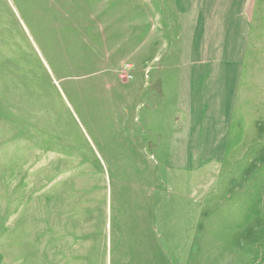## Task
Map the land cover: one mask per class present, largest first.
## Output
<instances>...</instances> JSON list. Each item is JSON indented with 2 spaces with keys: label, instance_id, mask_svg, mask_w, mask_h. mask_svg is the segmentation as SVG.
I'll list each match as a JSON object with an SVG mask.
<instances>
[{
  "label": "rangeland",
  "instance_id": "obj_1",
  "mask_svg": "<svg viewBox=\"0 0 264 264\" xmlns=\"http://www.w3.org/2000/svg\"><path fill=\"white\" fill-rule=\"evenodd\" d=\"M157 3L0 0V264H264V121L187 165Z\"/></svg>",
  "mask_w": 264,
  "mask_h": 264
},
{
  "label": "crops",
  "instance_id": "obj_2",
  "mask_svg": "<svg viewBox=\"0 0 264 264\" xmlns=\"http://www.w3.org/2000/svg\"><path fill=\"white\" fill-rule=\"evenodd\" d=\"M157 2L152 44L171 32L168 86L187 116L186 163L199 170L228 155L238 129L264 121V0Z\"/></svg>",
  "mask_w": 264,
  "mask_h": 264
},
{
  "label": "built area",
  "instance_id": "obj_3",
  "mask_svg": "<svg viewBox=\"0 0 264 264\" xmlns=\"http://www.w3.org/2000/svg\"><path fill=\"white\" fill-rule=\"evenodd\" d=\"M130 67H131L130 65L127 66V68H130ZM122 77H123V78H126V77L129 78V77H131V76H130V75H127V73H123V74H122Z\"/></svg>",
  "mask_w": 264,
  "mask_h": 264
}]
</instances>
